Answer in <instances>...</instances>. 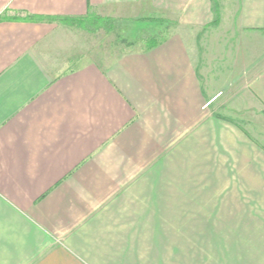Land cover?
Instances as JSON below:
<instances>
[{"label": "crops", "instance_id": "1", "mask_svg": "<svg viewBox=\"0 0 264 264\" xmlns=\"http://www.w3.org/2000/svg\"><path fill=\"white\" fill-rule=\"evenodd\" d=\"M187 1L0 0V264H264V64L213 92L181 33L79 60L51 21H214Z\"/></svg>", "mask_w": 264, "mask_h": 264}, {"label": "rangeland", "instance_id": "2", "mask_svg": "<svg viewBox=\"0 0 264 264\" xmlns=\"http://www.w3.org/2000/svg\"><path fill=\"white\" fill-rule=\"evenodd\" d=\"M215 2L221 13L220 24L207 28L187 23L188 18L184 19L186 23H182V26L179 25V18L171 19L177 21L179 23L177 25L120 20L117 23L116 32L109 33L104 29L92 32L78 24L59 23L73 27L77 43L75 52L79 60L96 57L113 59L124 52L145 48L144 40L151 36L166 38L171 33H181L192 45V49L194 48L193 53L204 62L206 71L212 77L213 92L225 91L231 81V76L242 74L244 80L252 74L258 64L259 66L264 64V33L242 31L237 22L239 0H215ZM196 4V0L182 3L181 14L183 13L182 8H185V11L192 9L196 12L199 10ZM195 19L199 21L197 17ZM200 21L203 20L200 19ZM129 42L135 45L129 47L127 46ZM242 84L243 81H240L238 86ZM224 101L225 98L222 102ZM238 115L240 116L239 113ZM237 119L247 127L242 118L237 117ZM212 200L219 203L220 195H213Z\"/></svg>", "mask_w": 264, "mask_h": 264}, {"label": "trees", "instance_id": "3", "mask_svg": "<svg viewBox=\"0 0 264 264\" xmlns=\"http://www.w3.org/2000/svg\"><path fill=\"white\" fill-rule=\"evenodd\" d=\"M214 3V14H215V19L214 21L209 25V26H218L220 24V18H221V13L219 8L216 5L215 0H213ZM10 19H17L13 17H9L8 15H3L0 17V21L3 20H10ZM27 20H35L32 17H27ZM51 21H57L61 22L66 25H80L86 30L95 32L100 29H104L106 32H112L118 29L117 23L120 21L118 19H113V18H108V17H102L99 15H95L92 13H89L85 17H80V18H64V17H58V18H52ZM127 21H132V20H127ZM137 22H151L153 24H173L177 25L179 24L177 21L165 18V17H149V18H142V19H137L134 20ZM207 26V27H209ZM206 27V28H207ZM165 40L164 37H157V36H151L149 38H146L144 41L145 48L146 49H152L157 47L161 42ZM135 43L129 42L127 46L131 47L134 46Z\"/></svg>", "mask_w": 264, "mask_h": 264}]
</instances>
